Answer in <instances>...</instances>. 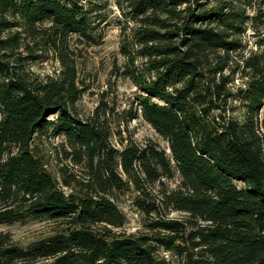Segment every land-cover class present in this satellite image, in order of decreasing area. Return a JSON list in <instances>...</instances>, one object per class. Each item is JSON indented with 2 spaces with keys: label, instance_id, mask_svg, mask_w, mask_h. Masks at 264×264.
I'll use <instances>...</instances> for the list:
<instances>
[{
  "label": "trees",
  "instance_id": "1",
  "mask_svg": "<svg viewBox=\"0 0 264 264\" xmlns=\"http://www.w3.org/2000/svg\"><path fill=\"white\" fill-rule=\"evenodd\" d=\"M117 5L113 73L137 89L120 108L110 81L84 115L72 38L101 44L108 16L95 0H0V223L53 225L28 246L0 230V264H264V0ZM50 59L54 75L32 69ZM140 116L168 147L133 137ZM128 193L137 233L122 230Z\"/></svg>",
  "mask_w": 264,
  "mask_h": 264
},
{
  "label": "rangeland",
  "instance_id": "2",
  "mask_svg": "<svg viewBox=\"0 0 264 264\" xmlns=\"http://www.w3.org/2000/svg\"><path fill=\"white\" fill-rule=\"evenodd\" d=\"M88 2L89 0H83ZM118 0H95L100 7V11L108 16V23L105 22L104 41L98 45H89L81 43L78 35H73L72 43L79 55L80 75L86 84V91L78 101V106L82 114H90L97 106L100 93L109 88L111 82L117 81L114 87V92L118 95L120 108L129 106L135 92L136 85L128 78H116L113 73V63L115 60L118 63L123 61V57L119 53L120 46V24L121 11L117 5ZM59 68V62L50 59L47 62L36 64L32 69L40 76L48 74L54 75ZM111 81V82H110ZM0 111V119H1ZM129 130L133 137L140 143H145L148 140L159 142L163 147H168L167 142L155 130V128L146 122L142 116L134 119L129 124ZM129 132V131H128ZM125 132V136L128 134ZM63 140V137H56L52 142H45L43 150L52 167L53 172H57L61 162L56 154L58 146ZM57 169V170H56ZM172 186L176 184V180L169 181ZM119 204L128 215V222L122 229L127 233H137L144 229V218L142 214L135 208L130 193L122 195L119 198ZM170 216L181 218L182 212L173 211ZM52 224L46 221L30 220L27 222H4L0 223V230L9 232L13 239L23 246H28L31 242L41 239L51 234ZM121 230V231H122ZM163 254L167 258V264H179L176 256L168 251Z\"/></svg>",
  "mask_w": 264,
  "mask_h": 264
}]
</instances>
